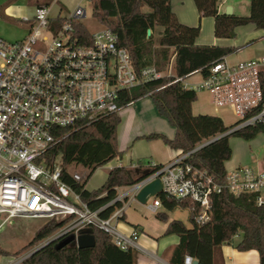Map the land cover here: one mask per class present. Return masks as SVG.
Wrapping results in <instances>:
<instances>
[{
    "label": "built area",
    "instance_id": "built-area-1",
    "mask_svg": "<svg viewBox=\"0 0 264 264\" xmlns=\"http://www.w3.org/2000/svg\"><path fill=\"white\" fill-rule=\"evenodd\" d=\"M85 16L86 10L79 4L71 10L53 9L50 3L37 5L23 38L9 41L0 36V216L4 215L0 227L19 216L46 222L54 218L64 223L48 240L71 235L76 245L86 228L95 227L109 235L117 247L135 249L137 230L125 233L119 223L130 201H137L136 194L155 179L162 185L161 191L148 195L142 204L156 212L162 206L160 193L189 198L193 201L189 215L197 226L211 219V197L222 189L234 195L254 193L256 203L264 205V171L237 165L226 171L225 184H221L206 169L187 161L208 141L180 152L165 164L149 160L126 167L135 169L138 179L117 186L115 196L96 209L80 200L73 187L61 179L59 159L49 164L44 155L58 139L53 128L75 127L118 113L124 106L119 99L132 87L172 76V82L195 92L205 90L212 104L231 109L236 121L224 134L264 124V55L236 62H228L224 55L205 72L196 70L201 75L196 82L187 81L188 75H175L171 61L166 71L153 64L137 71L128 49L110 28L99 25L89 31V43L75 35L72 22ZM71 174L74 181H82L77 172ZM110 207L113 209L107 215H101ZM195 261L190 255L183 258V264H200Z\"/></svg>",
    "mask_w": 264,
    "mask_h": 264
},
{
    "label": "trees",
    "instance_id": "trees-1",
    "mask_svg": "<svg viewBox=\"0 0 264 264\" xmlns=\"http://www.w3.org/2000/svg\"><path fill=\"white\" fill-rule=\"evenodd\" d=\"M249 2V13L240 16L220 13L218 0H193L199 17L214 19L213 34L220 38L234 37L236 27L249 23L264 29V0ZM43 3L38 5L50 2ZM90 4L93 19L116 32L119 43L131 54L133 67L137 71L150 64L166 71L171 61L173 73L177 76L190 75L198 69L205 72L208 65L231 50L229 46L196 43L200 22L189 26L176 20L170 0H91ZM72 23L75 35L89 43L90 32L85 24L81 20ZM262 84L264 86V77ZM145 96L151 98L157 114L174 127V137L155 132L143 137L146 140L160 139L169 148L179 152H187L201 142L212 140L192 152L187 161L195 167L206 169L221 184H225L226 179L224 161L232 153L229 138L233 135L247 140L259 132L264 133V124H257L224 134L232 124L228 126L215 114H193L192 104L196 100V92L179 82H172V76L164 75L160 79L132 87L123 92L119 104L127 105ZM120 121L119 114L115 113L90 123H79L75 127H54L58 139L44 153L49 164L59 159L61 179L69 183L79 194L80 200L88 203L92 209L113 198L117 186L130 185L139 177L136 172L116 165L110 169L98 189L85 187L95 169L121 155L116 136ZM71 166L88 170L83 181L73 180L69 170ZM158 196L166 211L177 207L188 208L193 204L189 198L176 199L162 193ZM211 200L212 217L200 226L192 222L190 215V227L178 219L168 221L165 234L172 233L179 237L170 262L183 264L184 256L190 255L200 264H225L220 245L232 242L234 236L238 235L235 248L257 250L258 264H264V205L256 203L255 194L234 195L222 189L213 194ZM112 209L110 207L102 211L101 215H107ZM155 216L164 221L168 218L165 212ZM63 223L54 218L44 223L36 229L28 245L48 237ZM85 230L94 236V246L77 248L73 242L65 244L62 239L55 240L36 250L20 264H135L136 249L129 247L123 250L117 247L109 235L95 227Z\"/></svg>",
    "mask_w": 264,
    "mask_h": 264
},
{
    "label": "crops",
    "instance_id": "crops-1",
    "mask_svg": "<svg viewBox=\"0 0 264 264\" xmlns=\"http://www.w3.org/2000/svg\"><path fill=\"white\" fill-rule=\"evenodd\" d=\"M10 1L0 0V14L8 18L7 21L9 23L13 24L14 21H18L24 26L22 27L21 32L16 33L13 31L8 22L0 21V36L6 40L15 41L17 39L23 38L28 33L35 6L44 3L36 2L32 4L30 6L32 7L31 11L27 14L23 5H29L30 0H23V2L20 4L17 2L13 3V0L10 3ZM58 2L59 0H52L50 4L53 7V5H56ZM70 3L73 4V7H75L79 4V0H71ZM218 3V10L220 13H225L227 6L231 7L232 14L240 16L247 15L250 10L249 0H218ZM170 4L176 20H179L181 23L189 26H195L200 22L201 28L196 39V43L201 45L214 44L223 47H231L229 54L225 55L228 62H236L264 55V29H259L254 24L249 23L245 24L244 26L236 27L234 37H216L213 34L214 19H212V17H199L196 5L193 3V0H170ZM57 7L61 6L57 4ZM187 77H190L188 80L189 82H196L200 80L201 75L196 71ZM124 107L125 105L122 106L121 109ZM223 111L230 112L231 109L217 107L212 104L210 101V96L205 90H199L196 92V100L193 101L192 104L193 114H215L222 118L221 113ZM160 118L165 119L159 116L158 119L160 120ZM222 119L225 122V119ZM161 127L162 129L149 125L142 128L135 127L130 130V132L125 133L124 142L120 144L118 143V150L121 152L127 150L130 145L134 146L136 144V139L142 138L145 140V142H140L138 146L133 147V151L131 152L132 155L129 156L128 163L124 164L117 160L113 167H116V165L118 166L119 163L122 166L129 167L134 163H145L149 160H152L156 164H165L174 158L179 153V151L172 150L160 139L146 140L143 137V135H148V133L152 132L167 135L169 138L174 137V127L166 124L165 126L163 125ZM228 142L232 153L231 157L224 161L223 165L226 171H230L237 165H249L256 170L264 171V133L259 132L256 136L247 140L232 135ZM113 167H110L108 170L110 171V169ZM134 201H130V203L125 208L122 217L123 220L119 223V228L125 233H129L134 229H136L138 232V247L135 248L137 251L135 264H172L170 262V258L172 256L173 248L179 241V237L172 233L165 234V230L169 220L178 219L185 223L184 220L177 216H170L168 212L166 213L165 211L161 210L163 206H160L156 212H151L144 206L150 215L145 214L140 209L138 210V207L131 209L130 205ZM159 212L166 213V217H168L167 221L161 220L155 216ZM188 216L189 211L187 217ZM236 236L239 237L238 235ZM238 240L239 238H233L232 242L223 243L220 245L219 249L223 262L225 264H258L257 250L236 249L235 243Z\"/></svg>",
    "mask_w": 264,
    "mask_h": 264
},
{
    "label": "rangeland",
    "instance_id": "rangeland-1",
    "mask_svg": "<svg viewBox=\"0 0 264 264\" xmlns=\"http://www.w3.org/2000/svg\"><path fill=\"white\" fill-rule=\"evenodd\" d=\"M10 1V0H9ZM51 2L52 0H30L29 5H23L25 8V12L28 14V12L31 11L30 7L32 4L36 2ZM12 0L10 1V3ZM17 2L20 4L23 2V0H13V3ZM71 0H59L57 3L60 5L64 10H71L73 7L70 3ZM57 4L53 5V9H57ZM79 5L83 6L86 10V16L81 21L85 24L86 28L90 32H94L98 27L99 23L96 22L92 17V6L89 1L87 0H79ZM55 7V8H54ZM147 9V8H146ZM1 10V9H0ZM30 14V13H29ZM0 21L2 22H8V18L2 16L0 14ZM9 23V22H8ZM9 25L12 27L13 31L16 33L21 32L22 27L24 26L18 21H14L13 24L9 23ZM190 77H187L186 80L188 81ZM120 116V123L117 127V133L116 136L118 137V143L124 142L125 139V133L130 132L135 127H147L154 126L159 127L162 129L161 126L170 125L166 119H158L159 116H157V111L155 109L154 103H152L151 98L149 97H142L134 102H131L127 105H125L124 108L120 109L118 112ZM222 118L225 119V122L228 126L230 124H233L236 119L233 116V114L228 111H223L221 113ZM158 117V118H157ZM139 142V143H138ZM140 142H145L144 139L139 138L136 139V144L134 146H138ZM119 144L117 146H119ZM133 145L129 146L127 150L122 151L121 155L117 156L116 159H113L103 165H100L95 171L92 173V175L87 180L85 186L89 189H98L100 185L105 180L108 169L110 167H113L117 160L121 161V163H128L129 156L132 155L133 151ZM119 148V147H118ZM180 153V152H179ZM178 153V154H179ZM71 172H77L81 177L82 181L84 180V177L86 176L88 170L82 167H73L71 166L69 168ZM131 171L136 172L135 169H130ZM136 174H138L136 172ZM151 197L149 198L150 201ZM138 207V208H137ZM131 209L137 208L138 210H142L147 215H150L149 212L145 209L144 205L134 201L130 205ZM161 210L168 212L170 216H177L180 217L182 220H184L185 224L190 227L191 222L188 215V208H175L173 211L171 210H164V208H161ZM4 216V215H3ZM3 216H0V220L3 219ZM47 220L44 218H30V217H15L6 220L3 225L0 227V254H2V264H7L8 262H17V264H20L22 260H24L26 257H28V253L35 249L37 246L43 244L48 240V237L37 241L35 244L29 246V242L32 240V236L36 229L43 225ZM235 239H238L239 237L235 236Z\"/></svg>",
    "mask_w": 264,
    "mask_h": 264
},
{
    "label": "water",
    "instance_id": "water-1",
    "mask_svg": "<svg viewBox=\"0 0 264 264\" xmlns=\"http://www.w3.org/2000/svg\"><path fill=\"white\" fill-rule=\"evenodd\" d=\"M226 14L231 13V7L227 6ZM150 33V29L147 30V34ZM212 141V140H210ZM210 141L206 142L205 144L209 143ZM203 144V145H205ZM202 145V146H203ZM147 172H145L146 174ZM162 185H160V182L158 179L152 180L150 181V183L146 184L137 194H136V199L138 202L141 203H145V200L147 198L148 195H153V194H157L158 192L161 191ZM74 239V236L69 235V237L62 239V242L65 244H69V242H72ZM55 239H51V240H47L46 242H44L43 244L37 246L35 249H33L32 251H30V253H28V256H30L32 253L36 252V250L44 247L45 245H48L50 243H53ZM95 244V238L94 236L87 230H85V232L81 233L78 238L76 239V246L77 248H86V247H91L94 246ZM197 262V261H195Z\"/></svg>",
    "mask_w": 264,
    "mask_h": 264
}]
</instances>
